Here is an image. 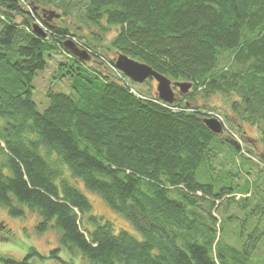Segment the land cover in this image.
I'll list each match as a JSON object with an SVG mask.
<instances>
[{
    "label": "trees",
    "instance_id": "obj_1",
    "mask_svg": "<svg viewBox=\"0 0 264 264\" xmlns=\"http://www.w3.org/2000/svg\"><path fill=\"white\" fill-rule=\"evenodd\" d=\"M75 1L84 2L82 18L98 31L73 32L49 21L43 11L54 0H0V206L16 218L36 212L39 234L53 227L61 246L89 264H249L264 231L240 247L229 245L221 241L216 210L253 194L197 178L200 169L207 178L208 166L247 174L244 164L225 168L243 148L209 129L198 95H229L230 109L257 126L264 143V0L67 3ZM114 28L118 33L105 43ZM66 40L92 59L71 54ZM113 51L193 87L172 104L141 95L108 56ZM56 55L64 56L54 71L62 90L50 89L40 112L35 76ZM73 180L142 238L92 214ZM35 255L34 248L21 260L0 254V264H35Z\"/></svg>",
    "mask_w": 264,
    "mask_h": 264
},
{
    "label": "rangeland",
    "instance_id": "obj_2",
    "mask_svg": "<svg viewBox=\"0 0 264 264\" xmlns=\"http://www.w3.org/2000/svg\"><path fill=\"white\" fill-rule=\"evenodd\" d=\"M67 2H70V0H54L53 5L45 6L48 11L54 10L57 14H60L59 18L55 17L53 23L57 25L66 24L73 32H82L83 34L98 31L97 28L91 27L82 18L84 2L75 1L73 5ZM117 33L116 28L112 29L110 34L106 36L105 43L108 44ZM82 41L85 40L83 39ZM87 52L90 53L88 50ZM97 52L102 53L99 48ZM56 56L55 59L50 61L45 71H40L35 76L33 100L37 103V109L40 112H45L50 103L47 92L50 89L55 91L62 90L60 80L54 77V71L56 69V61L64 59V56ZM108 56L116 60L118 54L113 51L108 52ZM224 58L222 65L226 66L230 59L227 54ZM127 80L139 94L146 96L157 95L156 90L158 84L155 79L145 81L141 84L133 82L129 78ZM62 86L67 89L66 83ZM175 92L181 96L179 89L176 87ZM231 100L229 95L216 94L206 100L198 95V103L205 108L208 116H221L223 119L222 124L225 123L224 132L227 136L231 135V137H234L243 148L242 157L241 155L240 157L237 156L235 162L229 158L230 160H227L225 163V168L231 167L239 169L241 168L239 164H244V169L248 173L244 174L241 172V174H234L231 172L232 174L229 175L223 171V168L208 166L207 178L203 177L200 172L201 169L199 170L197 178L204 183L212 182L216 189H220L221 185L230 188L235 187L237 191L241 192L250 190L253 194L251 196L252 198H247L245 195L242 201H238L237 203L232 202L229 205H227V201H222L216 210L217 218L221 221L223 219L219 234L221 241L240 247L246 239L253 235L255 230L259 229L264 231V169L262 170L264 168V143H262L259 128L248 123L245 124L239 117V113L233 112L230 109ZM229 153V149L225 147L221 155L227 156ZM221 161L222 158L219 157L216 165L219 166ZM256 181H258L260 186ZM72 182L87 194L94 207L92 214H98L103 219L110 220L115 224L117 229L129 230L132 234L142 238V235L136 232L133 225L122 215L114 212L99 195L92 194L86 189L84 183L80 181L73 180ZM236 197L240 198L239 196ZM39 220L40 217L34 211L28 210L24 216L16 218L8 212L7 208L0 206V254L10 257L13 256L21 260V258L28 255L32 248H34L40 254L32 257L31 262L35 264H89L88 261L84 260V257L79 254H72L67 248L61 246L58 233L53 227L39 234L36 228ZM56 249L61 250L57 253L58 256L52 257V253ZM249 264H264V234L254 254L250 258Z\"/></svg>",
    "mask_w": 264,
    "mask_h": 264
},
{
    "label": "water",
    "instance_id": "obj_3",
    "mask_svg": "<svg viewBox=\"0 0 264 264\" xmlns=\"http://www.w3.org/2000/svg\"><path fill=\"white\" fill-rule=\"evenodd\" d=\"M44 16L52 21L55 17L59 18L60 14H57L54 10L43 11ZM35 32L40 36H46L44 30L39 25H34ZM65 48L73 55L78 56L84 61H90L92 55H90L85 50L81 49L77 44L71 40H66L64 42ZM115 64L118 70L124 73L133 82L141 84L145 81L155 79L157 81L156 94L161 101L172 104L174 101L180 98V94L175 92V87L179 89L181 94L189 92L193 83L189 81L179 82L172 81L165 74L158 73L152 66L147 63L138 61L125 53L119 52L118 57L115 60ZM204 123L209 127V129L215 134H222L224 131V124L217 118L207 117Z\"/></svg>",
    "mask_w": 264,
    "mask_h": 264
},
{
    "label": "built area",
    "instance_id": "obj_4",
    "mask_svg": "<svg viewBox=\"0 0 264 264\" xmlns=\"http://www.w3.org/2000/svg\"><path fill=\"white\" fill-rule=\"evenodd\" d=\"M126 78H127V77H126ZM124 81H125V80H124ZM213 118H216V119L218 118L221 122L223 121L222 117L219 116V115H217L216 117L213 116ZM224 124H225V123H224ZM224 128H225V125H224Z\"/></svg>",
    "mask_w": 264,
    "mask_h": 264
}]
</instances>
